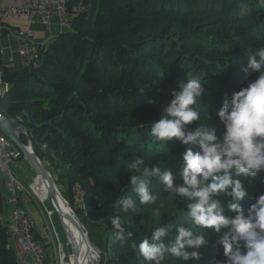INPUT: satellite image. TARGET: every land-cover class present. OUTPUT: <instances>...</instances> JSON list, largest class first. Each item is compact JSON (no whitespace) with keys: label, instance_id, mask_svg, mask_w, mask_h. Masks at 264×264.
I'll use <instances>...</instances> for the list:
<instances>
[{"label":"trees","instance_id":"obj_1","mask_svg":"<svg viewBox=\"0 0 264 264\" xmlns=\"http://www.w3.org/2000/svg\"><path fill=\"white\" fill-rule=\"evenodd\" d=\"M244 2L251 11L241 17V0H68V10L78 3L83 9L69 19L65 31L38 49L36 66L18 71L2 68L8 90L0 98V114L22 118L28 135H21V142H29L48 172L57 175L54 182L63 186L59 192L87 233L99 264H151L134 244L150 238L155 227L186 220L183 205L151 179L149 187L163 204L160 217L152 215V205L138 202L137 213L120 212L134 231L123 246L114 239L110 225L114 201L135 197L130 176L140 175L142 169L128 172L130 161L138 157L175 173L182 167L187 146L175 139L156 142L150 133L151 124L170 103L171 92L199 74L206 89L201 122L208 113L220 135L223 125L216 114L223 100L257 78L258 73L242 69L247 56L264 47V6L260 0ZM18 160H23L21 155ZM3 179L0 264H17L16 250L1 221L14 206ZM245 187L247 196L241 203L246 209L264 194V174L246 181ZM76 188L81 191L79 204ZM222 199L225 205L230 202ZM207 232L209 245L201 249L199 261L189 264L225 259L217 235Z\"/></svg>","mask_w":264,"mask_h":264},{"label":"clouds","instance_id":"obj_2","mask_svg":"<svg viewBox=\"0 0 264 264\" xmlns=\"http://www.w3.org/2000/svg\"><path fill=\"white\" fill-rule=\"evenodd\" d=\"M260 2L264 6V0ZM250 11L248 3L241 0L239 15L247 16ZM247 57L248 64L242 71L251 70L258 76L223 100L216 114L223 125L220 135L208 113L201 122V98L206 89L199 74L171 92L172 99L162 117L151 124L150 133L156 142L166 144L175 139L187 146L178 173L171 167L162 170L158 163L149 166L138 157L127 164L128 172L142 169V173L130 176L135 197H118L113 203L110 225L121 246L133 237L134 231L120 212L137 213L138 202L152 205L153 216L161 215L163 204L149 187L151 179L158 180L186 213L183 223L155 227L150 238L134 244L146 262L199 261L201 249L209 245L210 229L217 235L216 243L223 248L225 257L217 264H264V194L246 209L241 203L247 196L245 182L264 174V47ZM222 198L230 202L225 205ZM226 211L233 215H226ZM192 225L204 231H194ZM173 236L171 243L165 242Z\"/></svg>","mask_w":264,"mask_h":264},{"label":"built area","instance_id":"obj_3","mask_svg":"<svg viewBox=\"0 0 264 264\" xmlns=\"http://www.w3.org/2000/svg\"><path fill=\"white\" fill-rule=\"evenodd\" d=\"M82 9L81 3H78L68 10L65 0H0V36L6 33L23 41L19 55L25 67L36 66L34 60L38 49L45 47L46 43L33 45L30 48L27 40L32 35V31L8 29L4 26L5 23L23 17L28 23L36 20L42 27L49 28L54 21H58L60 28L66 30L69 19ZM2 74L0 66V98L8 90ZM19 156L20 153L13 143L0 132V173L5 181L9 203L14 205L11 211L1 217V221L6 226L10 244L16 250L17 264H69L68 255L63 253V245L55 227H48L46 223L42 226L34 219L29 208L33 196L10 170L9 165L17 161ZM75 192L76 202L79 204L81 191L76 188Z\"/></svg>","mask_w":264,"mask_h":264},{"label":"water","instance_id":"obj_4","mask_svg":"<svg viewBox=\"0 0 264 264\" xmlns=\"http://www.w3.org/2000/svg\"><path fill=\"white\" fill-rule=\"evenodd\" d=\"M28 122L30 124H34L35 122L32 120V118L27 115L26 116ZM0 132L3 134L13 145L16 147V149L21 154L23 160L31 167V169L34 171L35 177L39 178L47 187L48 196L52 203L56 205L57 203V197L60 194L59 189L57 185L54 182V179L52 178L51 174L46 169L45 164L39 160V158L35 155V153L32 150V147L29 142H27L26 145H24L21 140V135H28L27 128L22 123V118L16 117V118H7L0 114ZM70 207V206H69ZM71 216L68 214V218L73 222L75 225L77 231L81 235V238L86 242L89 251H92L95 256V262L94 264H99V255L95 252V249L92 247L90 248V243L87 238V233L85 232L83 226L77 219L76 215L73 213L72 208L70 207ZM58 219L64 218V215L57 212ZM61 223V221H60ZM61 228L63 230L64 226L61 223ZM66 238H68V235L65 234ZM72 253L71 255L74 257V263L73 264H79L77 262L78 256H79V250L78 248H71Z\"/></svg>","mask_w":264,"mask_h":264},{"label":"crops","instance_id":"obj_5","mask_svg":"<svg viewBox=\"0 0 264 264\" xmlns=\"http://www.w3.org/2000/svg\"><path fill=\"white\" fill-rule=\"evenodd\" d=\"M68 1V0H65ZM8 29L27 31L31 30L32 35L27 40L28 47L39 45L43 42L48 45L53 37L65 31L60 28L58 21H54L49 28L42 27L36 20L28 23L23 17L8 21L4 25ZM23 46V41L4 33L0 36V66L10 71H18L25 67L19 51ZM3 179V176L0 175ZM4 180V179H3Z\"/></svg>","mask_w":264,"mask_h":264},{"label":"rangeland","instance_id":"obj_6","mask_svg":"<svg viewBox=\"0 0 264 264\" xmlns=\"http://www.w3.org/2000/svg\"><path fill=\"white\" fill-rule=\"evenodd\" d=\"M9 166L14 177L17 178V180L25 188L29 189L33 196V199L32 200L30 199L29 208L33 214L34 219L39 224H42V226L46 223L48 227L50 226L55 227L59 235L60 242L63 245L62 246L63 253L67 254L68 255L67 257L69 259V256H71V250H70V245L68 244V240L65 236V232L61 228V223L58 219L57 213L53 212V208L50 204L51 201L47 197L46 192L36 191L37 186L41 184L39 181H36L34 171L24 160L13 161ZM50 174H52V178L54 179V181L58 179L57 175H55L54 173L51 172ZM57 187L59 190H61L63 186L57 183ZM76 200H77V196H76Z\"/></svg>","mask_w":264,"mask_h":264},{"label":"bare ground","instance_id":"obj_7","mask_svg":"<svg viewBox=\"0 0 264 264\" xmlns=\"http://www.w3.org/2000/svg\"><path fill=\"white\" fill-rule=\"evenodd\" d=\"M36 181H39L41 184V185L37 186L36 191L37 192L45 191L47 197L49 198L48 191H47L48 189H47L46 185L37 177H36ZM49 200H50V198H49ZM50 204L52 205L53 210L56 213L59 212V213L64 215V218L60 219L59 221H61V223L64 226L63 230H64L65 234L68 235L67 240H68V244L70 245L71 253H72L71 248H78V250H79V256H78L77 262L79 264H94L96 256L92 251H89L86 242L81 238V235L77 231L73 222L67 217L68 216L67 213H69V216H71L70 207L66 203V201L63 199L62 195L61 194L58 195L56 205L52 202H50ZM90 248L92 249L91 245H90ZM95 252L97 253L96 250H95ZM73 263H74V257L71 255V256H69V264H73Z\"/></svg>","mask_w":264,"mask_h":264}]
</instances>
